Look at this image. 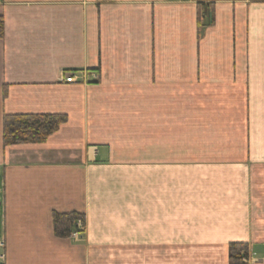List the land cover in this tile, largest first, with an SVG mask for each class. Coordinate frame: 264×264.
Wrapping results in <instances>:
<instances>
[{
  "label": "crops",
  "instance_id": "obj_1",
  "mask_svg": "<svg viewBox=\"0 0 264 264\" xmlns=\"http://www.w3.org/2000/svg\"><path fill=\"white\" fill-rule=\"evenodd\" d=\"M4 115L67 122L3 147ZM0 241L4 264H264V0H0Z\"/></svg>",
  "mask_w": 264,
  "mask_h": 264
},
{
  "label": "trees",
  "instance_id": "obj_2",
  "mask_svg": "<svg viewBox=\"0 0 264 264\" xmlns=\"http://www.w3.org/2000/svg\"><path fill=\"white\" fill-rule=\"evenodd\" d=\"M67 122L64 115H4L2 119L3 147L43 144ZM84 227V217L77 213L53 214L52 225L55 237L71 236L76 223ZM249 249L245 244H230L229 264H245Z\"/></svg>",
  "mask_w": 264,
  "mask_h": 264
},
{
  "label": "built area",
  "instance_id": "obj_3",
  "mask_svg": "<svg viewBox=\"0 0 264 264\" xmlns=\"http://www.w3.org/2000/svg\"><path fill=\"white\" fill-rule=\"evenodd\" d=\"M64 82L66 84H73V83H76L77 81L72 74H69L68 76H66ZM254 257H255L254 255H250V253H248V257L244 259L243 262L245 264H249L253 262ZM4 262H5L4 243L0 241V264H4Z\"/></svg>",
  "mask_w": 264,
  "mask_h": 264
}]
</instances>
